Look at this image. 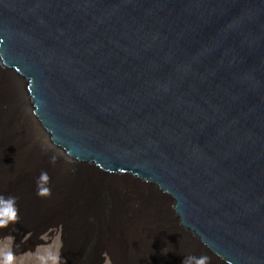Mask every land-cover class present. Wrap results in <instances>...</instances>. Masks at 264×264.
<instances>
[{
  "label": "water",
  "instance_id": "water-1",
  "mask_svg": "<svg viewBox=\"0 0 264 264\" xmlns=\"http://www.w3.org/2000/svg\"><path fill=\"white\" fill-rule=\"evenodd\" d=\"M0 197L59 264H264V0H0Z\"/></svg>",
  "mask_w": 264,
  "mask_h": 264
},
{
  "label": "rangeland",
  "instance_id": "rangeland-1",
  "mask_svg": "<svg viewBox=\"0 0 264 264\" xmlns=\"http://www.w3.org/2000/svg\"><path fill=\"white\" fill-rule=\"evenodd\" d=\"M145 193L150 194L149 192L145 191ZM150 196V195H148ZM164 203L158 204V213L163 217L166 218L168 216L167 210ZM164 208V209H163ZM157 212L146 211L137 216L134 222H131L130 229L135 228L142 230V234L138 233L137 238L131 237L130 232L128 231L129 240L134 241L135 246V253H142L144 252L141 249V246L146 242H150L149 238L151 236H163L165 232L159 230V215ZM163 220V219H162ZM138 223V225H136ZM144 227V228H143ZM60 228L57 230L52 228L49 229L43 236L40 238L44 241L41 245H36L32 247L31 242L28 241V245L24 249H18L17 242H14L12 238H5L0 240V264H5V257L8 253L12 254V261L11 264H59L58 257H59V250L61 247V240H60ZM135 236V235H133ZM27 238L25 236L21 240ZM19 240V242L21 241ZM138 245V246H137ZM152 248V247H150ZM151 250V249H150ZM103 264H111L110 260L107 258Z\"/></svg>",
  "mask_w": 264,
  "mask_h": 264
},
{
  "label": "clouds",
  "instance_id": "clouds-1",
  "mask_svg": "<svg viewBox=\"0 0 264 264\" xmlns=\"http://www.w3.org/2000/svg\"><path fill=\"white\" fill-rule=\"evenodd\" d=\"M47 173H41V177L38 180V195L39 196H48L50 195V189L47 187H39L41 182L47 183L48 181ZM0 202H4L7 204V206L11 209L10 213L5 214V218H0V227H5L9 221H14L16 219V212L17 209L14 207L15 205V198L14 197H8L7 200L3 197H0ZM12 256L10 253H8L5 257V264H11ZM208 257L201 256L198 260V264H207ZM181 264H188V259H185L181 261Z\"/></svg>",
  "mask_w": 264,
  "mask_h": 264
},
{
  "label": "bare ground",
  "instance_id": "bare-ground-1",
  "mask_svg": "<svg viewBox=\"0 0 264 264\" xmlns=\"http://www.w3.org/2000/svg\"><path fill=\"white\" fill-rule=\"evenodd\" d=\"M150 193V192H149ZM150 196L151 197H153L154 198V195H152V193H150ZM158 202H160V203H164V202H161L159 199H156ZM165 204V203H164ZM164 209V208H163ZM168 217V216H167ZM136 225H138V223L136 224ZM144 228V227H143ZM168 228H170L172 231H177L178 229L177 228H174V229H172V227H168ZM171 230H169V231H171ZM127 231H129L130 232V234H131V237H136L137 238V236H136V232H138V233H141L142 234V230H140V229H138V231L136 230V227L135 228H132L131 227V229L130 228H127ZM134 231H136V232H134ZM168 232V231H167ZM129 233L127 232V235H128ZM133 235H135V236H133ZM164 236V235H163ZM128 238H129V235H128ZM134 246H136V245H134ZM138 246V245H137ZM150 247H152V244L150 243V242H146L145 244H143L142 246H141V249L145 252V251H150Z\"/></svg>",
  "mask_w": 264,
  "mask_h": 264
},
{
  "label": "flooded vegetation",
  "instance_id": "flooded-vegetation-1",
  "mask_svg": "<svg viewBox=\"0 0 264 264\" xmlns=\"http://www.w3.org/2000/svg\"><path fill=\"white\" fill-rule=\"evenodd\" d=\"M28 239L27 238H25V239H23V240H21L20 242L18 241L17 243V247H18V249H24L27 245H28V241H27Z\"/></svg>",
  "mask_w": 264,
  "mask_h": 264
}]
</instances>
